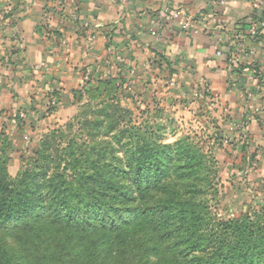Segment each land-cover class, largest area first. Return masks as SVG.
<instances>
[{
    "label": "trees",
    "instance_id": "trees-1",
    "mask_svg": "<svg viewBox=\"0 0 264 264\" xmlns=\"http://www.w3.org/2000/svg\"><path fill=\"white\" fill-rule=\"evenodd\" d=\"M114 82L124 79H97V87ZM109 118L116 119L114 131L121 119ZM132 123L119 131L132 147L126 163L110 142L78 143L69 124L67 147L57 144L61 128L50 131L16 179L9 176V143L0 134V264H105L139 228L152 235L159 253H171L165 264H264V206L237 220L214 219L209 202L199 199L213 183L189 187L186 174L210 172V161L191 144H159L148 131L142 137ZM176 153L182 164L171 159Z\"/></svg>",
    "mask_w": 264,
    "mask_h": 264
},
{
    "label": "crops",
    "instance_id": "crops-1",
    "mask_svg": "<svg viewBox=\"0 0 264 264\" xmlns=\"http://www.w3.org/2000/svg\"><path fill=\"white\" fill-rule=\"evenodd\" d=\"M173 8L195 20L193 30L167 17L156 32L155 19ZM261 22L264 0L226 6L211 0H0V71L13 68L23 75L2 80L0 110L18 112L19 104L30 103L36 83L28 76L41 62L43 86L53 80L63 105L98 66L107 78L113 70L125 78L126 70L146 67L154 57V68L169 69L183 83L205 81L222 101L244 97L248 114L264 120V32L250 34L253 23ZM43 26L57 31V41L45 38ZM8 91L13 94L4 104Z\"/></svg>",
    "mask_w": 264,
    "mask_h": 264
},
{
    "label": "rangeland",
    "instance_id": "rangeland-1",
    "mask_svg": "<svg viewBox=\"0 0 264 264\" xmlns=\"http://www.w3.org/2000/svg\"><path fill=\"white\" fill-rule=\"evenodd\" d=\"M222 1L226 6L228 2L236 4L237 0ZM53 39L57 41L56 35ZM152 58L146 67L141 64L140 69L126 70L125 78L113 70L111 75L125 79L123 83L97 87V79L107 78L106 72L98 66L85 78L83 88L73 95L69 92L71 99L65 100L63 105L57 90L52 88L53 80L51 84L47 82L49 87L43 86L46 64L41 62L44 67L40 69L34 65L28 77L36 83L37 89L34 87L31 91L30 103L19 104L18 112L0 110V134H4L9 143V176L18 178L36 160L35 153L52 130L62 129L57 144L66 148L71 140L69 124L75 135L72 138L78 143L85 140L92 145L110 142L118 150V158L126 163L127 150L132 147L127 146L126 136L120 141L119 131L124 130L131 119L142 137L148 131L159 144H191L197 154H203L206 163L210 161V172L203 168L197 173L189 171L186 174L189 187L203 189L208 182L213 183L212 189L204 188L199 199L209 202V212L214 219L227 222L239 219L244 212L260 210L264 206V120H256L254 115L248 114L252 109L244 97L222 101L211 94L205 81L197 83L185 79L183 83L182 78L170 74L169 69L154 68L157 63ZM20 73L13 68L2 74L0 71V84L3 79L5 82L23 77ZM89 81L92 87H88ZM8 93L13 94L12 91L4 93L2 103L9 98ZM42 94H48V97L43 98ZM43 99L45 101L41 103ZM110 116L121 119L114 131L116 119ZM97 121H103L101 130L95 128ZM258 124H263L262 129ZM177 156L176 153L170 157L178 161L176 164H182L184 157L178 160ZM170 157L164 159L173 164ZM126 180L130 181L129 178ZM155 214L158 218L162 216L160 211ZM130 233L134 241L127 247L122 246L120 256L105 264H165L170 258V252L165 251L162 255L163 250L159 253L156 243L149 242L153 238L149 232L139 228ZM135 249L138 250L133 252Z\"/></svg>",
    "mask_w": 264,
    "mask_h": 264
},
{
    "label": "built area",
    "instance_id": "built-area-1",
    "mask_svg": "<svg viewBox=\"0 0 264 264\" xmlns=\"http://www.w3.org/2000/svg\"><path fill=\"white\" fill-rule=\"evenodd\" d=\"M211 2L215 5H218V6L224 5L222 0H211ZM167 17H169L171 20L178 22L184 30H191V29H193V27L195 25V20L188 17L183 10L178 9V8H173L171 10H168L167 13L162 14L155 19L154 26H155V30L157 33L161 32L165 28V22H166L165 19ZM262 31L264 32V22L253 23V25L250 28V34L252 36H258V34H260ZM45 37L46 38H51V37L53 38V37H55V34L50 33V32L49 33L46 32ZM219 54H221V53H219ZM35 67H36V69H40V68L44 67V64L43 63L36 64Z\"/></svg>",
    "mask_w": 264,
    "mask_h": 264
}]
</instances>
